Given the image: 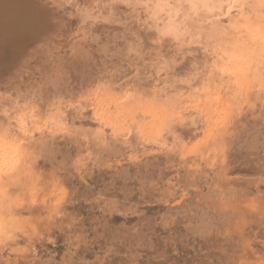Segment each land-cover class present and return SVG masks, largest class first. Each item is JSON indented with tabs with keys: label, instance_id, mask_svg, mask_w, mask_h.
Listing matches in <instances>:
<instances>
[{
	"label": "rangeland",
	"instance_id": "rangeland-1",
	"mask_svg": "<svg viewBox=\"0 0 264 264\" xmlns=\"http://www.w3.org/2000/svg\"><path fill=\"white\" fill-rule=\"evenodd\" d=\"M19 1L0 9L31 21ZM8 17L1 62L5 41L18 45ZM262 17L264 0L231 12L252 57L246 81L197 83L164 105L123 60L150 46L112 44L97 65L63 70L32 105L26 142L3 158L0 264H264Z\"/></svg>",
	"mask_w": 264,
	"mask_h": 264
},
{
	"label": "bare ground",
	"instance_id": "bare-ground-1",
	"mask_svg": "<svg viewBox=\"0 0 264 264\" xmlns=\"http://www.w3.org/2000/svg\"><path fill=\"white\" fill-rule=\"evenodd\" d=\"M19 3L28 7L30 11L23 5L18 10L31 14L33 24L25 16L0 9L4 24L0 30L10 26L5 21L12 16V22L18 24L10 26L9 31L12 36L19 35L13 52L5 41L8 58L0 61V152H3L0 173L7 163L3 158H9L17 148L15 145L27 140L28 124L34 117L32 105L39 94L50 84L61 85L63 70L69 65L104 61L112 44L131 50L150 46L143 60L135 64L123 60L137 73V81L149 79L146 86L152 95L160 94L162 105L179 94L194 95L197 89L193 93V85L200 88L197 83L204 89L224 83L235 86L246 81L251 68L252 57L244 42L235 38L231 24V12L243 6V0H20ZM21 30V35L17 34ZM103 73L106 75L107 71ZM8 146L10 150H6Z\"/></svg>",
	"mask_w": 264,
	"mask_h": 264
}]
</instances>
